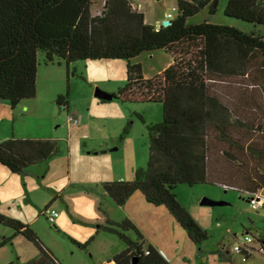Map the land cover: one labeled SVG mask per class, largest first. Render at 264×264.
Instances as JSON below:
<instances>
[{
  "label": "trees",
  "instance_id": "obj_1",
  "mask_svg": "<svg viewBox=\"0 0 264 264\" xmlns=\"http://www.w3.org/2000/svg\"><path fill=\"white\" fill-rule=\"evenodd\" d=\"M218 1L176 0L169 25L155 27L144 23L130 0H104L95 15L92 0H0V102L14 108L35 96L39 56L46 65L63 63L67 76L76 61L124 60L126 80L112 97L121 104L158 103L162 119L147 127L145 169L130 181L104 182L101 189L117 206L139 192L149 205L162 206L194 245L208 235L179 204L177 185L216 184L248 199L264 187V0H227L223 16L249 30L224 20L212 23ZM203 9V21L188 22ZM158 50L171 61L144 78L141 64L132 61ZM55 103L64 108L65 97ZM57 152L54 140L11 136L0 142V166L23 175ZM212 155L219 170L211 168ZM0 225L36 248L37 256L23 264H60L27 225L1 213ZM100 229L124 245L111 264H169L130 220L106 219ZM213 253L232 264L223 245Z\"/></svg>",
  "mask_w": 264,
  "mask_h": 264
},
{
  "label": "rangeland",
  "instance_id": "obj_2",
  "mask_svg": "<svg viewBox=\"0 0 264 264\" xmlns=\"http://www.w3.org/2000/svg\"><path fill=\"white\" fill-rule=\"evenodd\" d=\"M92 1L90 12L95 15L100 12L103 0ZM130 2L143 14L144 23L155 27L176 15V0ZM226 2L218 1L210 21L222 24L224 20L249 30L250 25L223 16ZM206 17L207 11L203 9L188 22L200 23ZM259 33L264 35L263 26L259 27ZM41 58L39 56L37 95L21 100L14 108L0 102V141L11 136L51 139L57 142L58 152L42 164L29 166L23 175H10L0 166V208L5 215L16 216L27 225L60 264H93L108 245L102 240L105 234L100 229L108 219L107 203L101 186L94 182L130 181L135 171L145 169L147 127L161 121V105L121 104L112 97L126 80L124 60L76 61L69 65L67 76L63 63L54 61L46 65ZM170 61L165 52L158 50L142 53L132 62L140 63L143 74L150 78ZM59 95L65 97L64 108L55 103ZM68 116L77 122L70 124ZM102 143L106 144L107 151L88 153ZM174 193L179 204L207 233L208 239L201 245L192 244L162 206H134L129 211L134 220L128 218L144 241L154 245L165 261L169 264H231L213 253L221 244L230 251L232 264H264V256L258 248L244 260L242 255L232 251L237 240L245 236H264V187L258 195L263 205L257 209L251 208L247 196L216 184L192 187L180 184ZM202 200L221 204L201 205ZM49 209L58 212L54 225L46 219L45 212ZM127 234L134 239L132 231ZM109 235L124 248L115 235ZM6 239L10 241L3 244ZM36 254L31 242L0 225V264H23Z\"/></svg>",
  "mask_w": 264,
  "mask_h": 264
},
{
  "label": "crops",
  "instance_id": "obj_3",
  "mask_svg": "<svg viewBox=\"0 0 264 264\" xmlns=\"http://www.w3.org/2000/svg\"><path fill=\"white\" fill-rule=\"evenodd\" d=\"M104 1V0H103ZM132 6L137 8L132 2H131ZM170 63V62H169ZM168 63V64H169ZM167 64V65H168ZM39 67V66H38ZM38 67H37V73H38ZM150 75L146 76L143 74L144 78L149 77ZM36 78H37V74H36ZM37 95V86H36V94ZM61 96V95H59ZM57 96V97H59ZM25 108H27L26 105H24ZM1 142V141H0ZM101 145V146H100ZM97 146V148H94L91 151H88L89 154H99V153H103L105 151H107V146L106 144L102 143ZM218 163V156H214L212 155V162H211V168L212 170H219L221 167L217 164ZM225 168V165H223ZM5 174V176H7V173H3ZM10 174V173H9ZM11 175V174H10ZM106 181H114V180H97L94 183L99 187L101 186L102 183L106 182ZM263 189V188H262ZM261 189V190H262ZM102 191V189H100ZM260 190V191H261ZM257 193V195H259V192ZM103 193V191H102ZM102 197L104 198V200H106L107 203V216L108 219L112 222H116L118 223L119 221H122L123 219H128L131 218L132 220H134L133 216H131L129 214V211L134 208V206L140 205V207L142 208H147V206L149 207L150 205L148 203L145 202V200L143 201V196L139 193V192H134L127 200L126 202L122 205V206H117L115 205L110 198H108L104 193L102 195ZM12 201V200H10ZM159 207V206H158ZM121 213L120 214V218L117 217V213ZM0 213L4 214V210L0 208ZM5 215V214H4ZM8 215V214H7ZM6 215V216H7ZM114 215V216H113ZM14 219L18 218L16 216H8ZM59 217V216H58ZM57 217V218H58ZM122 217V218H121ZM120 220H119V219ZM129 220V219H128ZM56 222V220H55ZM103 234V233H102ZM105 235H102L103 238L102 240L105 242H108V245L106 244L105 247L102 249V251L100 252V257H97L98 259H94L93 264H111L110 260L112 258L113 255L117 254L118 252H120L121 250H123V248L121 247V245L114 239V237H111L108 233L104 232ZM257 239H259L260 241H262V243H264V236L261 235H256L255 236ZM145 243L150 244L148 242L145 241ZM151 246H153L157 251H159L154 245L150 244ZM51 253V252H50ZM52 254V253H51ZM53 255V254H52ZM37 256V254H36ZM35 256V257H36ZM34 257V258H35ZM54 257V255H53ZM55 258V257H54ZM56 259V258H55ZM59 261V260H58Z\"/></svg>",
  "mask_w": 264,
  "mask_h": 264
},
{
  "label": "built area",
  "instance_id": "obj_4",
  "mask_svg": "<svg viewBox=\"0 0 264 264\" xmlns=\"http://www.w3.org/2000/svg\"><path fill=\"white\" fill-rule=\"evenodd\" d=\"M167 18H170V14L167 15ZM67 121L71 124H75L77 121L71 116H68ZM227 188V187H226ZM248 202L253 209H257L259 206L263 205V201L261 198L258 197V195L251 196L248 199ZM46 219L51 224L55 223V220L58 217V212L54 209H49L45 212ZM259 242V244H258ZM263 243L260 242L259 239H257L254 236H245L240 240H237V244H234L232 246V251L235 253H239L242 251L244 255H250L252 251L256 250L258 248L259 252L264 256V247L262 246ZM242 259L244 260V256L242 255Z\"/></svg>",
  "mask_w": 264,
  "mask_h": 264
},
{
  "label": "water",
  "instance_id": "obj_5",
  "mask_svg": "<svg viewBox=\"0 0 264 264\" xmlns=\"http://www.w3.org/2000/svg\"><path fill=\"white\" fill-rule=\"evenodd\" d=\"M169 23H170V21H168V20H166V21H163L162 22V26H167V25H169ZM200 204L201 205H207V206H214V205H219V204H221V203H219V202H214V201H209V200H202L201 202H200ZM54 225V224H53Z\"/></svg>",
  "mask_w": 264,
  "mask_h": 264
}]
</instances>
